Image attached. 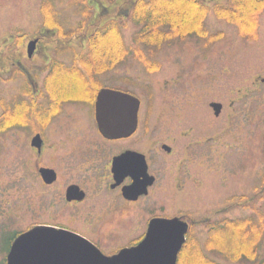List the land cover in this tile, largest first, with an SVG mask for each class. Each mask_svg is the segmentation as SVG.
Masks as SVG:
<instances>
[{"label":"flooded vegetation","instance_id":"1","mask_svg":"<svg viewBox=\"0 0 264 264\" xmlns=\"http://www.w3.org/2000/svg\"><path fill=\"white\" fill-rule=\"evenodd\" d=\"M36 1L41 2L42 22L38 18L29 35L24 32L29 29L25 20L12 19L10 27V0H0V264H9L16 242L33 230L69 232L105 256L115 257L140 246L153 221L180 219L188 231L177 255L179 264L189 245L200 251L202 241L216 236L210 226L219 228L225 221L247 217L249 214L228 217L238 205L240 197L235 196L226 199L219 210L206 212V207L194 201L189 204L194 207L191 212L183 209V197L189 189H231L227 181L222 184L217 177H228L233 160L227 144L216 153L218 132L212 131L218 127L206 113L202 115L201 100L194 96L188 103L173 89L178 78L166 80L168 96L162 100L178 105L184 121L160 108L154 95L148 94L145 101L144 91L99 83L98 88L94 85L91 90L72 92L80 98H65L54 90L53 82L59 78L57 66L68 63L57 58L56 42L45 46V35L52 30L44 25L42 7L46 1L52 5L57 0ZM87 3L95 10L100 7L121 16L118 2L106 0L101 6L94 0ZM81 61L88 60L70 59L69 64ZM82 75L93 85L89 75ZM103 89L140 102L135 123L134 108L117 103L108 116L117 130L114 138L101 132L97 120ZM213 104H221L223 113L224 104L213 101L212 110ZM262 172L264 177V169ZM132 189L142 193H130ZM202 212L210 218L199 220ZM222 214L226 218L217 220Z\"/></svg>","mask_w":264,"mask_h":264},{"label":"rangeland","instance_id":"2","mask_svg":"<svg viewBox=\"0 0 264 264\" xmlns=\"http://www.w3.org/2000/svg\"><path fill=\"white\" fill-rule=\"evenodd\" d=\"M94 1L100 6L102 3H106V0ZM40 3L36 0H10V27L13 25L12 19L16 20L15 18H17L22 22L25 20L29 29L24 32L31 35L30 29L37 23L35 21L40 18L42 22L39 14ZM206 3L212 5L214 2L206 1ZM56 4L64 26L76 25L81 20L80 16L74 13L75 8L68 7L67 0H64L63 3L57 0ZM184 7H182L185 9L184 12L187 11L188 13L184 14L186 22L195 24L194 15L196 12L189 6ZM246 7L247 4L244 5V9ZM251 7L250 10L248 9L249 11L247 10L246 17L252 15L251 10L253 9ZM97 10L94 9L95 17L103 12V8L98 7ZM259 19L258 39L247 41L237 35L234 27L218 20L213 10H209L206 21L207 28L212 33L224 32L225 38L222 41L209 46L208 44L204 45L205 42L200 41L197 37L189 38L184 42L173 44L171 47L162 48L154 56V58L156 57L155 60L148 65H143L138 57L136 59L134 55H130L129 61L125 65L115 69L118 70L117 74L109 72L99 79L102 85L122 86L136 92L144 91L146 93L143 96L146 97L145 101L147 102L148 94L154 95L160 108L181 116L180 119L176 120L185 118H183L178 105L164 103L168 96V92L165 91L166 80L178 78L179 83L173 89L188 103H190L189 100L194 99V96L196 101L201 100L202 115L206 113V116L215 121L218 127L212 131L215 132L217 129L218 132L216 153L220 154V147L227 144L228 153L232 154L233 165L228 177L225 178L219 174L217 177L222 184L227 181L226 184L231 189H189L187 192L190 193L191 197L186 192V196L183 197V201H186L183 209L190 210V212L194 208L193 204L191 207L189 206L192 201L201 207H206V212H208L221 209L226 205V199L230 200L235 196L240 197L238 201L241 203L238 202V205L234 206L228 217L235 219L250 214L251 209L247 210L249 202L262 191V189L253 188L257 185L264 186L261 183L264 178L262 176L264 169V82L262 81L264 80V10ZM121 22L125 23L123 28L124 39L130 44L138 29L131 19L122 18ZM87 31L89 29L82 31L83 35ZM11 35L12 33L10 37ZM45 36L47 37V40L44 41L46 47L51 42H56L58 53L67 47V41L61 42L53 34H46ZM72 44L74 53L66 51L58 56L53 50L51 53L62 62L69 64L73 55H83L84 49L85 51L87 49L86 43L82 46L79 41L74 40ZM49 47L53 48L54 46L51 44ZM101 47L103 46L98 48ZM156 68L158 69L156 70ZM58 76V80L53 82V87L55 91L65 95V98H80L79 95H73L72 92L95 88L94 85L88 83L87 77L84 76V84L82 85L76 84V78L73 74H58ZM74 81L76 85H73L72 82ZM70 86H74L75 89L72 90ZM171 101L175 102L174 98ZM213 101L225 105V110L218 118L214 116V112L210 108V103ZM173 108L174 111H172ZM183 113L185 114V111ZM176 120L173 119L172 121L175 122ZM243 195L245 196L241 197ZM256 205L262 208L263 202L256 203ZM174 208L173 205L172 211L175 210ZM198 216L199 220L210 218V215L205 212L198 214ZM225 218L226 215L222 214L217 217V220ZM199 229L202 233L206 232L205 228L201 226ZM228 238L230 242H226L227 244L225 243L224 246L233 255L234 249L242 246L243 242L240 243L239 239H235L233 236H228ZM204 242L202 241L201 244L203 245ZM211 256L213 255L211 254ZM261 257L264 259V245L261 247Z\"/></svg>","mask_w":264,"mask_h":264},{"label":"trees","instance_id":"3","mask_svg":"<svg viewBox=\"0 0 264 264\" xmlns=\"http://www.w3.org/2000/svg\"><path fill=\"white\" fill-rule=\"evenodd\" d=\"M111 1L118 2L116 7L119 6L121 10L120 17L103 10L97 18L94 9L88 6L87 0H67L68 7L75 8L74 13L80 16L83 23L81 26L79 24L64 26L57 4L51 5L49 1L44 2L42 7L44 25L52 30V34L58 37L59 41H67V47L63 48L58 55L66 51L74 53L72 44L74 40L79 41L82 46L84 43L87 44L83 55L75 54L72 58L88 61L59 64L57 74H73L78 85L84 84L82 74L89 75L90 81L98 88L100 77L125 65L130 55H134L136 59L138 57L143 65H148L155 60L154 56L162 48L171 47L189 38L197 37L205 42L204 45L211 46L222 41L225 33H212L207 28L209 10H213L218 20L234 27L241 39L255 41L258 39L260 28L259 18L264 10V0ZM206 1L214 3L208 5ZM60 2L63 3L64 0ZM245 4H247L246 9H244ZM184 6H189L196 12L195 24L186 22L184 14L187 11L184 12L186 9ZM250 7L253 9L251 10L252 15L246 17ZM122 18L131 19L138 29L130 44L123 36L125 23L121 22ZM85 29L89 31L83 35L82 31ZM99 46L103 47L98 48ZM72 83L76 85L75 81ZM70 87L72 90L75 89L74 86ZM260 202H263L262 208L256 205ZM247 209H251L247 217L225 221L219 228L210 226L209 230L216 236H211L201 246L200 251L195 245H189L183 252L179 264H264V259L261 257V247L264 245V192L252 198ZM228 236L238 238L240 243L243 242L241 247L234 249L233 255L224 246L226 242H230ZM214 251L217 252L212 253Z\"/></svg>","mask_w":264,"mask_h":264},{"label":"water","instance_id":"4","mask_svg":"<svg viewBox=\"0 0 264 264\" xmlns=\"http://www.w3.org/2000/svg\"><path fill=\"white\" fill-rule=\"evenodd\" d=\"M34 45H30V53ZM119 101L124 108H134L132 122H136L139 100L115 90L103 89L98 97L97 120L101 132L107 137L117 136V130L108 116L114 112ZM213 109L215 115L219 116L222 105L214 104ZM130 193L139 195L142 192L132 189ZM186 233L187 224L179 219L155 220L140 246L124 250L118 256L107 257L72 233L42 228L33 230L16 242L9 264H176Z\"/></svg>","mask_w":264,"mask_h":264}]
</instances>
